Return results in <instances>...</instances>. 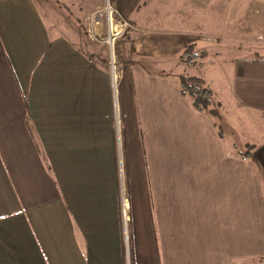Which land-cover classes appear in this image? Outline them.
Here are the masks:
<instances>
[{
    "label": "crops",
    "instance_id": "obj_1",
    "mask_svg": "<svg viewBox=\"0 0 264 264\" xmlns=\"http://www.w3.org/2000/svg\"><path fill=\"white\" fill-rule=\"evenodd\" d=\"M75 2L0 0V264H264V58L229 60L221 137L145 66L204 40L151 28L114 86L103 16Z\"/></svg>",
    "mask_w": 264,
    "mask_h": 264
},
{
    "label": "rangeland",
    "instance_id": "obj_2",
    "mask_svg": "<svg viewBox=\"0 0 264 264\" xmlns=\"http://www.w3.org/2000/svg\"><path fill=\"white\" fill-rule=\"evenodd\" d=\"M41 1L49 6L57 2L55 5L59 8L69 5L70 1L72 3L76 1V5L81 3L82 6L86 5L91 9L97 7L95 12L89 15L91 18H95L98 13L103 16L106 33L100 42L106 49L103 55L106 58L105 64L108 70L111 69L112 58H114L117 82L123 74L124 67L137 60L132 50L134 42L139 41V37L145 36L144 34L151 28L165 29L170 26L182 31V34L190 33L195 40H204L206 47L194 45V51L200 53L203 50L206 55L190 66L182 62L178 68L174 64L175 61L167 66L166 64L155 65L153 59H147L150 63L145 66L149 69L168 70L167 72L183 71L185 75L201 77L204 86L212 90L213 102L219 113L221 109L230 119L233 128L241 127L236 120L235 110L233 111L224 94V90L228 89L230 77L231 62L229 60L236 57L264 58V0H136L134 14L131 17L125 16L119 9V5H122L124 0ZM109 4L112 6L111 14ZM63 12L66 14L65 11ZM108 39L114 42L113 54H110ZM109 73H111L110 76L113 75L111 71ZM221 117L223 122L225 116L221 114ZM256 119L259 124V119ZM247 130L249 131L247 133H253L249 128ZM260 132L264 134V130ZM248 136L250 137L249 134ZM249 137L248 139L251 140ZM250 145L253 147L252 144H248L246 149L252 150V147L249 148Z\"/></svg>",
    "mask_w": 264,
    "mask_h": 264
},
{
    "label": "trees",
    "instance_id": "obj_3",
    "mask_svg": "<svg viewBox=\"0 0 264 264\" xmlns=\"http://www.w3.org/2000/svg\"><path fill=\"white\" fill-rule=\"evenodd\" d=\"M194 44H189L186 46L184 51L180 54L178 58V64L184 63L187 66L194 64L196 60L205 56V52L202 50L200 53L194 51ZM91 57H95L94 54H89ZM104 61L106 59L104 58ZM183 70V68L181 69ZM180 83V89L182 94L189 97L193 106L201 111H206L210 114L215 121H218L217 129L219 135L223 136L224 124L222 122V117L219 111L216 109L214 105V98L212 95V90L208 86H204V81L201 77L197 75H185L183 71L177 74ZM252 147L251 145L249 148ZM238 154L242 157L250 158L251 157V150L246 149L245 151H238Z\"/></svg>",
    "mask_w": 264,
    "mask_h": 264
},
{
    "label": "built area",
    "instance_id": "obj_4",
    "mask_svg": "<svg viewBox=\"0 0 264 264\" xmlns=\"http://www.w3.org/2000/svg\"><path fill=\"white\" fill-rule=\"evenodd\" d=\"M110 10H112V8H110ZM110 36H111V32H110ZM111 38V37H110ZM110 40V41H109ZM108 41V44H109V51H110V54H113V52H114V49H113V43H112V41H111V39H108L107 40ZM111 67H112V65H111ZM116 75V74H115ZM115 75H113V82H114V78L116 79V76ZM115 76V77H114ZM116 82V81H115Z\"/></svg>",
    "mask_w": 264,
    "mask_h": 264
},
{
    "label": "bare ground",
    "instance_id": "obj_5",
    "mask_svg": "<svg viewBox=\"0 0 264 264\" xmlns=\"http://www.w3.org/2000/svg\"><path fill=\"white\" fill-rule=\"evenodd\" d=\"M109 12H110V14H111V10H110V8H112V6L109 4ZM111 70H112V74L113 75H115V70H116V67H115V61H114V58H112V67H111ZM116 76V75H115ZM114 76V77H115ZM115 81H116V79L114 78V86H115Z\"/></svg>",
    "mask_w": 264,
    "mask_h": 264
}]
</instances>
